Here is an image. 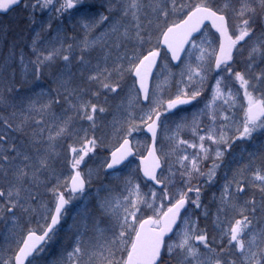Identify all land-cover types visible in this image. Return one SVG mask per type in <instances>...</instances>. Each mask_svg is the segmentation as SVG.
I'll list each match as a JSON object with an SVG mask.
<instances>
[{"label": "snow or ice", "instance_id": "obj_1", "mask_svg": "<svg viewBox=\"0 0 264 264\" xmlns=\"http://www.w3.org/2000/svg\"><path fill=\"white\" fill-rule=\"evenodd\" d=\"M0 264H264V0H0Z\"/></svg>", "mask_w": 264, "mask_h": 264}, {"label": "rangeland", "instance_id": "obj_2", "mask_svg": "<svg viewBox=\"0 0 264 264\" xmlns=\"http://www.w3.org/2000/svg\"><path fill=\"white\" fill-rule=\"evenodd\" d=\"M217 188H218V186H217ZM70 222V221H69ZM54 250H55V246H54Z\"/></svg>", "mask_w": 264, "mask_h": 264}]
</instances>
